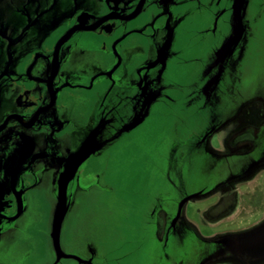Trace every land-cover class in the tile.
<instances>
[{"label": "flooded vegetation", "instance_id": "obj_1", "mask_svg": "<svg viewBox=\"0 0 264 264\" xmlns=\"http://www.w3.org/2000/svg\"><path fill=\"white\" fill-rule=\"evenodd\" d=\"M131 147L152 186L136 205L108 181ZM87 197L106 219L68 250ZM66 261L264 264V0H0V264Z\"/></svg>", "mask_w": 264, "mask_h": 264}, {"label": "rangeland", "instance_id": "obj_2", "mask_svg": "<svg viewBox=\"0 0 264 264\" xmlns=\"http://www.w3.org/2000/svg\"><path fill=\"white\" fill-rule=\"evenodd\" d=\"M157 117V116H156ZM155 117V118H156ZM156 119L152 120V122ZM225 131V130H224ZM226 132H220L215 136L212 143L215 148L221 147L223 138L227 136ZM149 169V170H148ZM150 168H146L145 162L139 153L138 148H129L124 153L113 152L110 158V165L108 170V181L109 184L116 190V196L119 202L129 203L132 205L138 204L141 200V195L145 192H149L150 184L147 179V175ZM151 173V172H150ZM39 200V209L44 216H49L51 210L50 198L41 197ZM98 198L95 202L90 201L89 197L83 199V204H79L75 207L70 216H68L66 224L63 229L62 242L66 249L72 250L80 237H83L86 233L87 228L91 225L92 219L95 218V226L101 227L102 221L105 220V210L103 206L97 204ZM209 208V204L206 201H195L192 202L186 208L185 217L189 223L194 225L201 235L208 237L216 233L214 227L207 225L204 221L210 223L216 215L213 213L206 212ZM113 212L117 211V205L111 207ZM201 211V213H199ZM112 212V211H111ZM113 214V213H112ZM111 214V215H112ZM115 216V214H113ZM113 221L118 222V218L114 217ZM45 231L48 230L47 223L44 222ZM39 240L43 244L42 247L46 251L49 247L48 238L44 233L40 234ZM46 258L39 257L38 262ZM43 260V261H44ZM64 264H75L71 261H66Z\"/></svg>", "mask_w": 264, "mask_h": 264}, {"label": "water", "instance_id": "obj_3", "mask_svg": "<svg viewBox=\"0 0 264 264\" xmlns=\"http://www.w3.org/2000/svg\"><path fill=\"white\" fill-rule=\"evenodd\" d=\"M62 200L60 201L58 207H57V212H56V216H55V220H54V232H53V236L56 240H58L59 238V232H60V220H61V216L63 214L64 211V203H63V197L61 198Z\"/></svg>", "mask_w": 264, "mask_h": 264}]
</instances>
